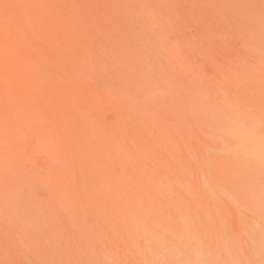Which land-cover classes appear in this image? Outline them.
I'll return each instance as SVG.
<instances>
[{
	"label": "rangeland",
	"instance_id": "obj_1",
	"mask_svg": "<svg viewBox=\"0 0 264 264\" xmlns=\"http://www.w3.org/2000/svg\"><path fill=\"white\" fill-rule=\"evenodd\" d=\"M206 263L264 264V0H0V264Z\"/></svg>",
	"mask_w": 264,
	"mask_h": 264
},
{
	"label": "bare ground",
	"instance_id": "obj_2",
	"mask_svg": "<svg viewBox=\"0 0 264 264\" xmlns=\"http://www.w3.org/2000/svg\"><path fill=\"white\" fill-rule=\"evenodd\" d=\"M209 173V172H208ZM239 176V175H238ZM218 188V187H217ZM259 195V194H258ZM252 197V196H251ZM257 199V198H256ZM161 206V205H160ZM245 206V205H244ZM156 207V206H155ZM162 208V207H161ZM177 209V208H176ZM251 209V208H250ZM244 210V209H243ZM187 213V212H186ZM197 214V213H196ZM151 215V214H150ZM154 216V215H153ZM160 216V215H159ZM189 216V215H188ZM198 216V215H197ZM196 218V217H195ZM205 219V218H204ZM189 220V219H188ZM184 223V222H183ZM186 223V222H185ZM184 223V224H185ZM193 223V222H192ZM157 224V223H156ZM255 225V224H254ZM145 227V226H144ZM170 228V227H169ZM134 229H136V228H134ZM163 229V228H162ZM244 230V229H243ZM189 233V232H188ZM138 237V236H137ZM176 238V237H175ZM210 238V237H209ZM140 239V238H139ZM166 239V238H165ZM211 239V238H210ZM148 240V239H147ZM192 240V239H191ZM195 240V239H194ZM250 241V240H249ZM155 242V241H154ZM256 242V241H255ZM189 243V242H188ZM207 243V242H206ZM203 244V243H202ZM221 244V243H220ZM234 244V243H233ZM200 245V244H199ZM198 245V246H199ZM230 245V244H229ZM222 246H224V243H223V245ZM156 248V247H155ZM176 248V247H175ZM238 251V250H237ZM193 252H194V250H193ZM174 253V252H173ZM235 254V253H234ZM197 255V254H196ZM237 256V255H236ZM196 257V256H195ZM215 257V256H214ZM205 258H206V256H205ZM255 258V257H254ZM173 259V258H172ZM174 260V259H173ZM185 260V259H184ZM205 260V259H204ZM206 261V260H205ZM260 262V261H259ZM207 264V263H206Z\"/></svg>",
	"mask_w": 264,
	"mask_h": 264
}]
</instances>
